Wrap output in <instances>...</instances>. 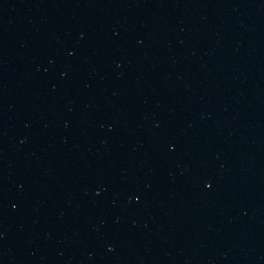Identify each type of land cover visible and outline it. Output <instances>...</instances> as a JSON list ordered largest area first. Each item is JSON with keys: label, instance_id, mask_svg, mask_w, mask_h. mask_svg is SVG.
Segmentation results:
<instances>
[{"label": "water", "instance_id": "water-1", "mask_svg": "<svg viewBox=\"0 0 264 264\" xmlns=\"http://www.w3.org/2000/svg\"><path fill=\"white\" fill-rule=\"evenodd\" d=\"M0 264H264V0H0Z\"/></svg>", "mask_w": 264, "mask_h": 264}]
</instances>
